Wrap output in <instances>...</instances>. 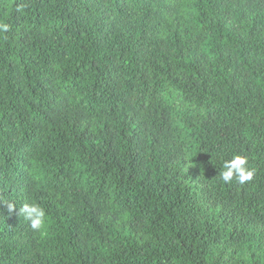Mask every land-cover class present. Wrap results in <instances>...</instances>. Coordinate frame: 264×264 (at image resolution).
Masks as SVG:
<instances>
[{
  "label": "trees",
  "instance_id": "1",
  "mask_svg": "<svg viewBox=\"0 0 264 264\" xmlns=\"http://www.w3.org/2000/svg\"><path fill=\"white\" fill-rule=\"evenodd\" d=\"M0 264H264V0H0Z\"/></svg>",
  "mask_w": 264,
  "mask_h": 264
}]
</instances>
